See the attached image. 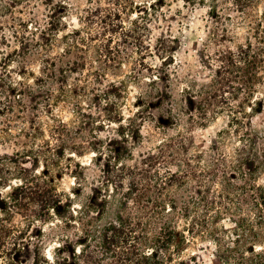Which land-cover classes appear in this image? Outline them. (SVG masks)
Wrapping results in <instances>:
<instances>
[{"label": "trees", "instance_id": "16d2710c", "mask_svg": "<svg viewBox=\"0 0 264 264\" xmlns=\"http://www.w3.org/2000/svg\"><path fill=\"white\" fill-rule=\"evenodd\" d=\"M239 9L244 10L242 6ZM132 13L133 6L120 0L91 9L86 17L87 35L79 29L70 33L79 39L73 47L81 62L76 59L75 63L83 69L88 67L92 80L103 82L108 74L120 70L131 53L139 54L140 68L147 56L157 58L159 64L147 67L149 83L138 98L139 109L126 124L116 101L124 97L125 85L108 84L104 93L115 97L107 117L119 123L124 142L143 144L146 126L148 134L164 136L157 146L138 157L127 148L124 152L130 164L118 159L120 155L106 157L102 169L105 190L94 191L82 211L74 206L80 188L69 194L38 176L22 180V197L35 203L31 217L49 210L63 221L76 222L78 217L83 231L77 246L70 250L59 242L52 259L46 256L40 240L35 244L32 264H174L180 259L175 258L173 246L181 221L185 222L184 238L201 237L213 244L220 264H264V184L260 183L264 130L252 126L254 109L248 110L264 78V36L257 35V43L218 49L205 60L214 69L208 80H186L171 58L173 38H160L152 47L150 26L142 14L126 24L125 14ZM48 29L60 30L53 24ZM54 33L50 32V37ZM52 44V38L47 39L45 45ZM94 44L97 53L89 60L86 52ZM25 45L22 41L23 58L31 55ZM66 54H72V48ZM61 59L57 56L44 63L45 75L37 78L38 84H22L17 92L22 101L42 88L46 76L63 69L57 64ZM177 82L182 83L178 101L172 93ZM222 114L229 117L233 134L241 142L234 158L223 141L212 145L206 154L198 153L194 130ZM221 219L233 227L219 226ZM9 233L7 222L0 218V256L9 255ZM178 261L185 264L182 259Z\"/></svg>", "mask_w": 264, "mask_h": 264}, {"label": "rangeland", "instance_id": "374dc122", "mask_svg": "<svg viewBox=\"0 0 264 264\" xmlns=\"http://www.w3.org/2000/svg\"><path fill=\"white\" fill-rule=\"evenodd\" d=\"M111 1L0 0V218L10 229L7 237L9 255L0 256V264H32L34 247L40 240L46 256L52 259L59 242L70 250L77 246L83 233L78 217L76 222L67 218L63 221L51 210L31 217L35 203L22 197V180L38 176L69 194L80 188L74 206L82 211L94 191L105 190L102 169L106 157L120 155L118 159L130 164L132 161L124 152L127 148L130 147L133 156L138 157L157 146L164 136L148 134L146 126L143 144L124 142L119 123L111 122L107 117L112 112L110 104L115 97L104 93L108 92V84L125 85L124 97L116 101L124 118L123 124H126L139 109L138 98L149 83L147 67L159 64L157 58L147 56L142 59L145 65L140 68L139 54L131 53L123 60L120 70L108 74V79L103 82L92 80L88 67L83 69L75 63L76 59L81 62L76 55L78 50L73 47L79 39L70 33L79 29L86 36L89 11L108 6ZM120 2L133 6L134 13L124 16L127 25L138 14L148 21L152 47L160 38H173L175 47L171 58L182 77L188 78L186 80H208L214 69L205 60L218 49H235L248 41L257 43V35L264 36V0ZM239 6L244 10L241 11ZM52 24L59 27V32L48 29ZM50 32H55L53 37ZM49 38L53 42L51 47L45 45ZM22 41L31 54L24 58L20 47ZM95 46L86 52L89 60L97 53ZM68 48H72V54H66ZM57 56L63 57L57 62L63 69L46 76L42 88L22 101L17 95L18 89L23 88L22 84H38L37 78L45 75L44 63ZM181 85L177 82L173 86L176 101L182 92ZM252 109V126L264 130V78L248 104V110ZM229 122V117L222 114L206 126L196 128L193 132L196 151L206 154L212 145L223 141L234 158L235 149L241 142L233 134ZM55 130L56 133H52ZM260 183L264 184V173ZM184 223L179 222L177 227L173 249L177 252L175 258L180 256V259L174 264H179L181 259L185 264H220L213 244L201 237L184 238ZM217 224L233 227L226 219ZM15 241L17 245H14ZM66 253L73 256L71 251Z\"/></svg>", "mask_w": 264, "mask_h": 264}]
</instances>
